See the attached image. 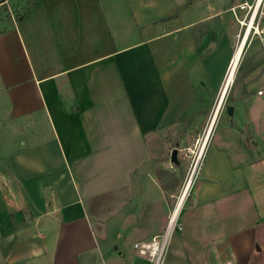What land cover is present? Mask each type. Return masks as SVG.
<instances>
[{
	"label": "crops",
	"instance_id": "crops-1",
	"mask_svg": "<svg viewBox=\"0 0 264 264\" xmlns=\"http://www.w3.org/2000/svg\"><path fill=\"white\" fill-rule=\"evenodd\" d=\"M234 4L21 0L31 75L13 177L0 178V264H81L97 252L108 264H149L106 242L126 218L137 240L164 231L171 213L156 169L170 144L202 130L164 264H264V73L248 68L228 97L232 115L221 110L226 93L219 105Z\"/></svg>",
	"mask_w": 264,
	"mask_h": 264
},
{
	"label": "rangeland",
	"instance_id": "rangeland-1",
	"mask_svg": "<svg viewBox=\"0 0 264 264\" xmlns=\"http://www.w3.org/2000/svg\"><path fill=\"white\" fill-rule=\"evenodd\" d=\"M223 1H230L232 4L237 3L234 4L235 6H232V8H235L244 1L251 2V0ZM245 11L246 10L238 11L235 9V14L239 20H242L246 15ZM260 12L263 14L260 15ZM230 14L234 20V37L232 46L233 56L238 44L242 40L241 35L244 28L240 27L232 11H230ZM32 16H34V14ZM20 21L21 0H0V178H4V182L7 184L8 180L12 179L13 177L11 167L9 165V154L17 149L18 145L21 146V138L16 136L21 134V82L25 81L27 84L30 83L29 79L31 75L28 67L24 65L25 59L23 57V45L21 44V26L18 28ZM30 21H32V18ZM30 24L32 25L33 21ZM253 27L258 28L259 34H254L253 30H251L248 38L246 39L242 56L236 68L233 81L228 87L223 100L221 107L222 111L225 109L224 106L228 104V97L232 89L234 88L238 89V91H241V89L243 90L246 86L243 76L249 67L253 65L257 67L251 76L257 77L259 74L264 73V6L260 8ZM232 56L229 60L225 77ZM251 79H248L247 82L252 81ZM254 89L256 91L257 86H255ZM30 91L28 92L32 98V89ZM203 135L204 133L202 130L200 136H187L182 141H180L178 145L170 144L168 153L164 156V165H159V167L156 169L157 172H159V175L161 173V187L165 191L164 195L168 200L171 214L186 182L189 179V176L191 175L194 163L205 139ZM158 144L161 145V140H159ZM174 150L176 151V165H173L171 160L172 152ZM189 191L190 189L188 190L187 195ZM126 219L127 220L125 221L129 220L128 218ZM27 220L32 222L35 221V219L28 213V215L23 217L22 223L25 227L28 225ZM125 221L119 225L116 234L113 233L114 235H112V239H109L106 242L108 251L113 252L115 247L116 249H120L121 246L127 245L133 248L135 243L148 241L152 238L149 237L142 240L135 239L134 234H132L133 230L131 229V226L128 225L129 222L126 223ZM180 231L175 230L168 237L161 258V264H164L165 260H168L171 256L172 235ZM162 233L158 235H161ZM36 234L37 233L35 232L25 233L24 235L33 236ZM115 236H117V239ZM94 257L95 258L93 260H84L87 259V255L83 254L80 256L81 260L79 261L81 264H108L106 260L103 259L102 253L97 252L95 253Z\"/></svg>",
	"mask_w": 264,
	"mask_h": 264
},
{
	"label": "built area",
	"instance_id": "built-area-1",
	"mask_svg": "<svg viewBox=\"0 0 264 264\" xmlns=\"http://www.w3.org/2000/svg\"><path fill=\"white\" fill-rule=\"evenodd\" d=\"M258 0H251V2H247V1H244V2H241L239 5H237L235 8H232L231 11L234 13L235 15V18L238 22V24L240 25L241 28H244L243 30V33L241 35V38L243 37V35L245 33H247V26L246 24L252 19V24H251V28L248 29V33H247V37L246 39L248 38V35L250 33L251 30H253V33L254 34H259L258 32V28H254L253 27V24L258 16V13H259V10L260 8L263 7L264 5V0H260L259 3H257ZM257 6V8H256ZM256 8V9H255ZM235 9H237L238 11H243V10H246V15L243 17L242 20H239L235 14ZM263 13L260 12V15H262ZM264 44V42H263ZM264 94V91L262 90H259L257 91V95L259 96H262ZM222 97L223 95L221 96V99L220 101L222 100ZM220 104V102H219ZM219 109V105L217 106V109H216V112L215 114L217 113ZM208 137V133L206 135V139ZM206 139L204 141V144L206 142ZM204 144H203V147H204ZM203 147L201 148V151H200V154L197 156V159L194 163V168L191 172V175H190V179L193 180V177L195 175V172H196V169H197V165H198V160L200 158V155H201V152H202V149ZM172 220L169 218L168 222H167V225L163 231V233L161 235H156L154 237H152L150 240L148 241H143V242H137L133 245V250L135 251V253L146 259L148 261L149 264H161L162 260V255H163V251H164V247H165V243L168 239V237L172 234V232H174L175 230H178L180 231L181 230V225L178 223V220L177 218L171 222ZM226 264H236L234 262H226Z\"/></svg>",
	"mask_w": 264,
	"mask_h": 264
},
{
	"label": "bare ground",
	"instance_id": "bare-ground-1",
	"mask_svg": "<svg viewBox=\"0 0 264 264\" xmlns=\"http://www.w3.org/2000/svg\"><path fill=\"white\" fill-rule=\"evenodd\" d=\"M259 2H260V0H258L257 3H259ZM256 8H257V6H256ZM251 24H252V19L246 24V26H247V33H248V29L251 28ZM247 33H245L243 35V37L241 38L242 40L238 44V46H237V48H236V50H235V52H234V54L232 56V59H231V62H230V65H229V68H228V71H227V74H226V78H225L224 84H223L222 89H221V92H220L219 102H220L221 96L222 95L224 96V93H226L228 87L231 85V83L233 81V77H234L236 68H237L238 63H239V61L241 59L242 52H243V49H244V46H245V43H246ZM226 84H227V87L225 88ZM215 112H216V110L214 111V113L212 115L213 117L215 115ZM207 132H206V134H207ZM205 139H206V137H205ZM205 139H204V141H205ZM203 144H204V142H203ZM203 144L201 145V148L203 147ZM201 148H200V151H201ZM200 151H199V154H200ZM191 181H192V179H190V176H189V179L186 182V184H185V186L183 188V191H182V193H181V195H180V197H179V199H178V201H177V203H176V205L174 207V210H173V212L171 214V217H170V219L172 220L171 222H173L176 219L177 215H178V212H179V210L181 208V204H182V202H183V200L185 198V195H186V193L188 191V188H189V186L191 184Z\"/></svg>",
	"mask_w": 264,
	"mask_h": 264
},
{
	"label": "water",
	"instance_id": "water-1",
	"mask_svg": "<svg viewBox=\"0 0 264 264\" xmlns=\"http://www.w3.org/2000/svg\"><path fill=\"white\" fill-rule=\"evenodd\" d=\"M227 87V84H226V86H225V88ZM225 111H226V113L228 114V115H232V107L231 106H226L225 107ZM175 155H176V151L174 150L173 152H172V156H171V160L173 161V160H175ZM192 176V175H191ZM191 178V177H190Z\"/></svg>",
	"mask_w": 264,
	"mask_h": 264
},
{
	"label": "trees",
	"instance_id": "trees-1",
	"mask_svg": "<svg viewBox=\"0 0 264 264\" xmlns=\"http://www.w3.org/2000/svg\"><path fill=\"white\" fill-rule=\"evenodd\" d=\"M255 67H256L255 65L251 66V67H250V71H253V70L255 69ZM172 164H173V165H176L177 163H176L175 160H173V161H172Z\"/></svg>",
	"mask_w": 264,
	"mask_h": 264
}]
</instances>
